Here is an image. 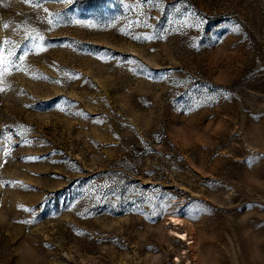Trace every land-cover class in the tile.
Listing matches in <instances>:
<instances>
[{"label":"rangeland","instance_id":"374dc122","mask_svg":"<svg viewBox=\"0 0 264 264\" xmlns=\"http://www.w3.org/2000/svg\"><path fill=\"white\" fill-rule=\"evenodd\" d=\"M0 0V264H264V0Z\"/></svg>","mask_w":264,"mask_h":264},{"label":"snow or ice","instance_id":"6c2138e0","mask_svg":"<svg viewBox=\"0 0 264 264\" xmlns=\"http://www.w3.org/2000/svg\"><path fill=\"white\" fill-rule=\"evenodd\" d=\"M40 2H41V0H34L33 6H37L38 7Z\"/></svg>","mask_w":264,"mask_h":264}]
</instances>
